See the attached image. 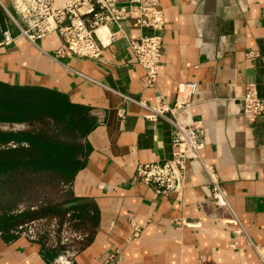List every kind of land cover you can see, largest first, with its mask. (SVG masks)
<instances>
[{"label": "crops", "instance_id": "1", "mask_svg": "<svg viewBox=\"0 0 264 264\" xmlns=\"http://www.w3.org/2000/svg\"><path fill=\"white\" fill-rule=\"evenodd\" d=\"M158 1L165 28L156 90L143 86L144 70L124 39L106 47L100 61L60 57L57 33L33 44L6 18L0 44L5 31L14 41L0 46V82L48 90L71 109L77 127L60 137L83 145L86 162L57 205L71 206L77 230L88 236L74 264H264L255 249L264 246V120L248 124L241 102L248 83L264 100V0ZM126 33L137 38L154 31L127 27ZM250 52L258 56L248 59ZM183 83L197 84L191 117L202 124V160L225 190L230 213L214 207L210 178L196 163L188 166L180 197H157L134 182L138 165L172 159L173 127L145 120V111L121 95L151 105L161 96L172 107ZM26 129L0 123L2 132ZM18 147L27 144H0V150ZM58 254L11 230L0 232V264H51Z\"/></svg>", "mask_w": 264, "mask_h": 264}, {"label": "built area", "instance_id": "2", "mask_svg": "<svg viewBox=\"0 0 264 264\" xmlns=\"http://www.w3.org/2000/svg\"><path fill=\"white\" fill-rule=\"evenodd\" d=\"M11 9L0 0V8L9 24H13L21 36L35 44L53 33H57L64 48L57 55L74 59L102 60L104 49L116 39H124L128 49L134 55L136 64L144 70L143 86L156 90L163 57L165 16L158 0H9ZM264 20V10L261 14ZM127 27L148 28L154 31L151 36L131 38ZM113 28V29H112ZM1 33V27H0ZM0 46L11 45L14 37L10 31L2 32ZM256 52L246 55L248 59L257 57ZM197 92L196 83H183L178 87V96L174 106H169L157 96L153 105L145 100H136L121 95L124 103L140 107L145 111L143 118L155 123L159 119L167 120L173 127L174 153L170 160L140 164L136 168L134 182L152 187L157 197H180L186 187L188 166L196 163L209 176L212 184L211 202L215 208L231 212L228 196L222 188L212 167L202 160L201 152L205 145L200 140L203 134L202 124L192 120L191 112ZM243 116L248 124L264 120V100L258 94L254 83L246 84L241 98ZM127 111L118 110L124 118ZM17 147L15 144H9ZM63 190L68 184H61ZM45 206L41 201L34 205H21L11 214L20 215L26 211H36ZM63 216L52 215L25 220L16 225L12 234L38 243L46 249L58 251L51 264H74L76 255L82 250L81 244L87 234L77 230L75 211L64 206ZM233 223L235 220L224 222ZM186 227L198 228L199 222L182 220ZM135 236L140 229L134 227ZM240 232L238 231L237 234ZM264 258V246H255Z\"/></svg>", "mask_w": 264, "mask_h": 264}, {"label": "trees", "instance_id": "3", "mask_svg": "<svg viewBox=\"0 0 264 264\" xmlns=\"http://www.w3.org/2000/svg\"><path fill=\"white\" fill-rule=\"evenodd\" d=\"M5 18L0 8V23ZM74 121L70 107L59 95L41 88L12 87L0 82V123L29 127L18 132L0 131V144L9 141L27 144V147L0 150V185L23 174L48 176L56 185L73 182L85 165V147L66 142L60 135L66 127L76 128ZM16 206L0 207V232L12 231L25 220L62 215L66 211L60 205H49L13 215Z\"/></svg>", "mask_w": 264, "mask_h": 264}, {"label": "rangeland", "instance_id": "4", "mask_svg": "<svg viewBox=\"0 0 264 264\" xmlns=\"http://www.w3.org/2000/svg\"><path fill=\"white\" fill-rule=\"evenodd\" d=\"M12 178L10 182L0 185V207L17 205V210L21 205H34L40 201L45 206L57 205L66 199L67 193L61 184L56 185L48 176L23 174Z\"/></svg>", "mask_w": 264, "mask_h": 264}]
</instances>
